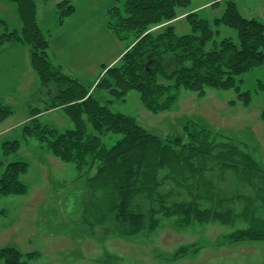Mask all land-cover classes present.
Returning <instances> with one entry per match:
<instances>
[{
	"label": "trees",
	"instance_id": "16d2710c",
	"mask_svg": "<svg viewBox=\"0 0 264 264\" xmlns=\"http://www.w3.org/2000/svg\"><path fill=\"white\" fill-rule=\"evenodd\" d=\"M3 1L16 6L21 29L0 33V51L29 47L39 81V105L31 109L30 120L23 125L22 139L38 143L42 151L76 168L83 189L80 207L90 228L133 236L155 231L165 218H175L184 227L194 223L233 226L241 221L245 227L230 234L232 242L264 241V167L246 148L196 123L185 126L184 136L163 138L110 107L136 92L147 110L162 113L172 109L182 90L202 96L209 88L234 91L238 101L250 107L252 94L239 83L245 74L264 65L261 21L244 16L236 0H223L226 8L221 17L211 22L192 12L186 17L192 33L179 35L173 22L193 0H118L108 12L106 27L131 47L92 88L53 64L51 38L57 28L44 31L36 0ZM55 9L60 29L76 12L68 0H61ZM222 27L235 30L236 38L216 41ZM167 57L172 67L165 63ZM97 92H108L111 99L104 103ZM40 105L63 110L73 128L60 132L43 126ZM14 113L0 99V123ZM261 119L264 122V110ZM111 134L121 139L107 147L103 139ZM21 148L20 140H0L4 159L0 219L7 215L1 207L3 198L28 192L23 177L29 163L8 161ZM38 256L3 247L0 264H30Z\"/></svg>",
	"mask_w": 264,
	"mask_h": 264
},
{
	"label": "rangeland",
	"instance_id": "374dc122",
	"mask_svg": "<svg viewBox=\"0 0 264 264\" xmlns=\"http://www.w3.org/2000/svg\"><path fill=\"white\" fill-rule=\"evenodd\" d=\"M43 1L36 0L41 27L46 33L56 28L54 34L60 32L55 6L61 0H49L45 5ZM68 1L77 7L71 20L88 5L93 9L90 12L93 27L90 38H95L79 55L66 57L60 62L55 58L51 60L65 74L94 88L106 70L117 65L131 47L119 41L106 27L108 12L117 6L118 0ZM236 1L244 16L264 24V0ZM52 2L54 5H50ZM4 4L8 5L0 0V33L6 29H21L16 6L10 3V7H5ZM225 8L223 0H193L188 9L179 10L173 25L179 35L191 34L192 28L186 19L188 14L197 13L201 19L212 22L222 16ZM103 12L107 14L105 34L99 29ZM70 18L65 20L63 28L69 24ZM220 30L216 41L236 38L235 30L224 27ZM165 63L172 67L171 57H167ZM242 80L239 83L242 90L252 94L250 107H244L234 91L211 88L202 96L182 90L172 109L162 113L147 110L136 92H130L125 100L114 101L110 107L114 112L134 117L144 128L163 138L184 136L185 126L196 123L234 140L264 167V122L261 119L264 89L259 85L260 82L264 85V65L252 69ZM97 94L104 103L111 99L108 92ZM234 100L236 105H232ZM38 101L39 96L35 100L34 95L12 100L7 104L15 109V113L0 123L1 142H22L19 155L9 157L8 161L22 160L30 165L28 174L23 177L28 186L27 194L1 201L7 215L0 219V249L13 246L24 253H38L39 256L30 264H264V241L234 243L229 239L230 234L245 227L241 221L233 226L194 223L184 227L178 225L175 218H165L155 231L133 236L107 234L100 227L90 228L80 207L83 189L77 180L79 173L76 168L42 151L38 143H27L22 139L21 129L30 120L31 109L39 105ZM40 108L43 126L60 132L73 128L63 110H47L42 105ZM120 139L121 135L111 134L103 140L107 147H112ZM2 160L0 151V177L4 172Z\"/></svg>",
	"mask_w": 264,
	"mask_h": 264
},
{
	"label": "crops",
	"instance_id": "0c3cea01",
	"mask_svg": "<svg viewBox=\"0 0 264 264\" xmlns=\"http://www.w3.org/2000/svg\"><path fill=\"white\" fill-rule=\"evenodd\" d=\"M81 1L78 2L81 3ZM4 5H6L5 7H10L8 6L9 4ZM48 5L44 8L46 9ZM50 5H54V3L52 2ZM92 10L90 5H88L81 14L78 12L76 18L73 20L71 18L65 28L60 29V32L53 35L50 49L51 58H55V60L60 62L61 59L64 60L66 57H75L95 38H90V30L93 28L92 24H90V12ZM106 15V12H103L102 16L104 17L103 21L100 22L99 28L104 31V34L107 33L105 27ZM38 91L39 81L31 67L30 48L16 46L0 51V99L10 103L14 99L34 95L36 100Z\"/></svg>",
	"mask_w": 264,
	"mask_h": 264
}]
</instances>
